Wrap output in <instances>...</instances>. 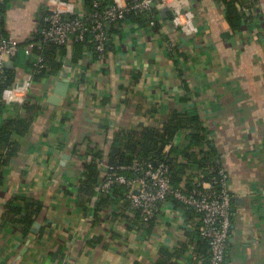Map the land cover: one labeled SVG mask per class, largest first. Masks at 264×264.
<instances>
[{"label": "crops", "instance_id": "1", "mask_svg": "<svg viewBox=\"0 0 264 264\" xmlns=\"http://www.w3.org/2000/svg\"><path fill=\"white\" fill-rule=\"evenodd\" d=\"M100 1L125 8L134 0ZM237 1L245 17L238 28L222 0H160L151 8L157 15L147 23L106 25L103 61L89 48L75 60L77 42L70 39L66 54L58 58L62 68L40 81L32 73L35 55L20 51L5 63L14 85L33 83L28 94L19 91L18 101L8 103L0 122L22 113L29 101L38 99L41 107L36 115L21 114L29 129L14 135L17 153L4 168L0 264H155L160 251L174 255L165 264L207 260L209 251L195 250L201 239L193 227L197 216L174 201L164 203L157 219L140 228L112 215L120 211L121 196H113L117 203L97 213L103 168L91 202L80 206L90 149L108 148L124 129L162 127L175 110L199 111L205 142L217 150L229 175L234 197L225 264H264V0ZM49 4L69 16L89 15L87 0H10L4 34L33 41ZM164 8L168 11L163 15L159 11ZM66 78V97L51 103ZM186 86L191 99L184 102ZM186 138L180 131L174 146ZM16 197L44 205L28 235L18 224L6 222L7 205ZM182 243L188 248L179 253Z\"/></svg>", "mask_w": 264, "mask_h": 264}, {"label": "built area", "instance_id": "2", "mask_svg": "<svg viewBox=\"0 0 264 264\" xmlns=\"http://www.w3.org/2000/svg\"><path fill=\"white\" fill-rule=\"evenodd\" d=\"M10 0H0V85L6 82L8 76L5 63L13 59L20 51L26 56L35 55L32 73L39 74L47 67L45 57L37 52L45 43L65 46L70 39L83 42L90 38L98 61L106 58L108 34L106 25L117 23L129 11L147 12L156 4L155 0H134L127 7L117 5L103 8L100 0H94V7L99 10L89 15L69 16L60 6L49 4L40 24L39 41L20 42L8 37L3 32L5 15L2 6ZM247 11V10H246ZM155 26V21H151ZM33 75V76H34ZM32 81L21 85H12L3 92L5 103L18 101L16 94L21 91L28 94L32 89ZM175 143L166 147L168 151ZM94 146V145H93ZM201 147V146H200ZM94 148H97L94 146ZM202 148V147H201ZM205 150L210 145L205 143ZM202 148V149H203ZM90 158L86 155L85 161ZM105 170L99 193L107 195L115 186L127 189V199L131 210H138L143 223L155 221L164 203L177 201L185 209H192L197 216L193 227L201 238L209 244L207 260L199 264H225L226 255L232 234L231 208L233 192L230 188L229 175L222 160L216 161V166L205 168L191 167L188 169L189 186L186 181L174 189L171 182V166L165 161L135 159L130 164L112 166L107 162L99 163ZM82 170V178H85Z\"/></svg>", "mask_w": 264, "mask_h": 264}, {"label": "trees", "instance_id": "3", "mask_svg": "<svg viewBox=\"0 0 264 264\" xmlns=\"http://www.w3.org/2000/svg\"><path fill=\"white\" fill-rule=\"evenodd\" d=\"M227 5L230 20L233 26L238 28L244 16L240 14V7L237 0H222ZM94 0H87L88 14L98 11L94 7ZM159 3L160 0H155ZM5 5L2 6V12H5ZM109 5H102L104 9L110 7ZM5 15V13H4ZM157 15L156 9H150L147 12L129 11L121 21H135L138 23H147ZM113 24V23H111ZM42 37L40 32L36 35L33 41H39ZM85 48L94 51V44L87 38L83 42H77L75 46V60L78 59ZM37 52L45 57L47 67L39 74L34 75L36 80H41L52 73L57 72L62 68V63L58 58L64 56L67 52L65 46H59L54 43H45ZM7 80L0 85V113H4L9 109L8 104L3 101V92L14 84V77L12 72L6 70ZM189 86H186V94L183 101L187 102L190 98ZM40 102L38 99L34 102H27L22 106V113L31 112L36 115L40 110ZM22 113H18L16 117L2 120L0 122V186L4 179V168L10 164L12 158L17 153L18 142L14 135L20 136L29 129V121L27 117H22ZM1 115V114H0ZM187 133V138L181 145L172 146L168 151L166 147L172 144L176 135L179 132ZM205 127L201 120V115L198 110H193L190 113H179L173 111L162 127L140 125L134 129H124L116 133L110 146L106 149L92 148L89 151L90 158L85 162L84 175L85 178L80 183L79 192L82 197L80 206L84 207L87 202H91L92 196L96 193L100 177L102 176V167L99 163L106 161L112 166L126 165L133 162L135 159L143 160H162L171 166V182L174 189L178 188L183 181H186L189 186L188 169L191 167L205 168L206 166H216V161L219 158L218 152L214 147L205 150ZM203 148H201V147ZM121 196L123 204L120 206L118 213H112L113 216H122L133 226H143V221L140 218L138 210H131L129 201L127 199V189L124 186H115L109 194L100 198L99 203L95 205V210L98 213L101 208L110 204L117 203L113 200V196ZM174 203L178 206L181 204L177 201ZM6 222H14L18 224L24 233L28 235L39 215L44 209L41 201L29 197H16L7 205ZM189 215H195L192 209H186ZM84 211H87L85 207ZM90 241L89 243L95 242ZM195 250L199 254L207 255L209 251V244L207 240L201 238L195 243ZM179 253H184L188 245L185 243L179 244ZM161 259L155 264H165V259H170L174 255L167 251H160Z\"/></svg>", "mask_w": 264, "mask_h": 264}, {"label": "water", "instance_id": "4", "mask_svg": "<svg viewBox=\"0 0 264 264\" xmlns=\"http://www.w3.org/2000/svg\"><path fill=\"white\" fill-rule=\"evenodd\" d=\"M152 7L155 8V5L152 4ZM168 11V9L164 8L161 9L159 12L163 15ZM69 80L66 78L64 81L57 86V90L55 91V94L51 97L50 102L54 104H58L59 100H61L63 97H66L68 93V85ZM36 227H39V224L35 225Z\"/></svg>", "mask_w": 264, "mask_h": 264}]
</instances>
